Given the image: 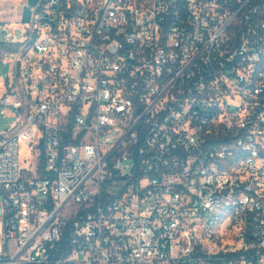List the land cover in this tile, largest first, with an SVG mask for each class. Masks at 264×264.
I'll use <instances>...</instances> for the list:
<instances>
[{
  "label": "built area",
  "instance_id": "2783aa9c",
  "mask_svg": "<svg viewBox=\"0 0 264 264\" xmlns=\"http://www.w3.org/2000/svg\"><path fill=\"white\" fill-rule=\"evenodd\" d=\"M11 12L0 264H264V0Z\"/></svg>",
  "mask_w": 264,
  "mask_h": 264
},
{
  "label": "rangeland",
  "instance_id": "374dc122",
  "mask_svg": "<svg viewBox=\"0 0 264 264\" xmlns=\"http://www.w3.org/2000/svg\"><path fill=\"white\" fill-rule=\"evenodd\" d=\"M38 0H1L0 6L2 7V10L0 11V16L7 19L12 25V27H15L18 29V34H16L18 37H22L23 28L22 26L15 25L16 23V15L11 12L12 6H17L20 2L26 4V5H35ZM23 6V5H22ZM23 17V21L27 23L29 21L30 13L29 9H21L18 18ZM0 129L2 131L6 130L7 127L5 125V121L0 120Z\"/></svg>",
  "mask_w": 264,
  "mask_h": 264
},
{
  "label": "trees",
  "instance_id": "16d2710c",
  "mask_svg": "<svg viewBox=\"0 0 264 264\" xmlns=\"http://www.w3.org/2000/svg\"><path fill=\"white\" fill-rule=\"evenodd\" d=\"M39 170L42 172L44 170V165H40Z\"/></svg>",
  "mask_w": 264,
  "mask_h": 264
}]
</instances>
